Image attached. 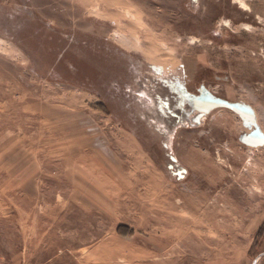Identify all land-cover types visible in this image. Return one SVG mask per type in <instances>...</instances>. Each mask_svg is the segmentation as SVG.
Returning a JSON list of instances; mask_svg holds the SVG:
<instances>
[{
    "label": "rangeland",
    "instance_id": "374dc122",
    "mask_svg": "<svg viewBox=\"0 0 264 264\" xmlns=\"http://www.w3.org/2000/svg\"><path fill=\"white\" fill-rule=\"evenodd\" d=\"M254 261L264 0H0V264Z\"/></svg>",
    "mask_w": 264,
    "mask_h": 264
},
{
    "label": "water",
    "instance_id": "95a60500",
    "mask_svg": "<svg viewBox=\"0 0 264 264\" xmlns=\"http://www.w3.org/2000/svg\"><path fill=\"white\" fill-rule=\"evenodd\" d=\"M206 103V102H205ZM207 103L211 106H215V105H229L227 102L223 101V100H218V99H211L209 98L207 100ZM252 264H255V261L252 263Z\"/></svg>",
    "mask_w": 264,
    "mask_h": 264
},
{
    "label": "bare ground",
    "instance_id": "6f19581e",
    "mask_svg": "<svg viewBox=\"0 0 264 264\" xmlns=\"http://www.w3.org/2000/svg\"><path fill=\"white\" fill-rule=\"evenodd\" d=\"M239 4H240V7H242V8L247 10V8L245 7V5L242 2H239Z\"/></svg>",
    "mask_w": 264,
    "mask_h": 264
}]
</instances>
